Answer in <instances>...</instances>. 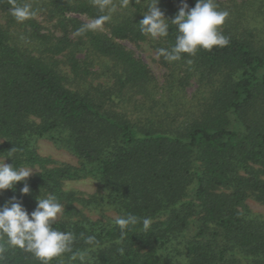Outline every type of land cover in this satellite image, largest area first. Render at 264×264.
Here are the masks:
<instances>
[{"label":"trees","instance_id":"16d2710c","mask_svg":"<svg viewBox=\"0 0 264 264\" xmlns=\"http://www.w3.org/2000/svg\"><path fill=\"white\" fill-rule=\"evenodd\" d=\"M25 2L36 15L19 23L10 8ZM182 2L158 7L170 22ZM150 3L0 0V155L15 147L5 162L37 170L28 195L19 183L0 206L15 195L31 213L49 194L64 205L53 227L74 239L50 264H264V216L247 205L264 206V0H215L228 43L159 57L162 82L123 44L174 45L171 23L164 38L139 30ZM79 16L107 19L88 29ZM40 140L78 166L42 156ZM86 179L93 195L66 188ZM128 214L141 222L122 233ZM0 264L40 261L0 235Z\"/></svg>","mask_w":264,"mask_h":264},{"label":"clouds","instance_id":"9594fccd","mask_svg":"<svg viewBox=\"0 0 264 264\" xmlns=\"http://www.w3.org/2000/svg\"><path fill=\"white\" fill-rule=\"evenodd\" d=\"M124 2L127 4L129 0ZM158 4L159 0H151L143 14V19L138 23L141 33L153 39L167 37L169 23L176 26L177 35L174 45L170 49H157V58L164 57L168 62L179 61L185 55H195L198 50H212L214 47H222L228 43V39L221 34L220 28L229 13L218 10L215 0H196L193 8H189L184 0L170 22L165 19ZM10 13L19 23L36 15L28 2L21 5L14 3ZM106 19L107 17L104 16L99 17L86 27L99 28ZM83 31V28L78 29L75 34L79 35ZM16 151L17 149L13 147L5 152L7 155H0V193L5 190L15 191L16 185L22 183L20 196H25L30 193L27 181L36 170L29 166L17 167L15 164L6 163V159L9 158L14 161ZM64 210V205L56 196L49 194L44 198L37 197L36 207L29 213L17 196L13 195L3 206H0V235L6 238L9 246L34 255L40 264H50L54 258L70 250L74 239L72 233L53 227ZM139 222H141L140 218L132 214L115 219V224L122 233ZM142 224L147 230L151 219L143 218ZM86 243L94 245L95 237H88Z\"/></svg>","mask_w":264,"mask_h":264},{"label":"rangeland","instance_id":"374dc122","mask_svg":"<svg viewBox=\"0 0 264 264\" xmlns=\"http://www.w3.org/2000/svg\"><path fill=\"white\" fill-rule=\"evenodd\" d=\"M217 1H226V0H217ZM79 18L86 22L87 24H91L93 20L88 19L85 16H79ZM125 46L133 51V53L139 57L141 60L144 61L145 64L148 65L152 73L155 75V77L158 79L159 82H162V77L164 70L158 66L157 61V53L153 51L152 49L148 48L146 45H141L140 47L133 46L130 43H123ZM192 88H189V91H191ZM38 152L44 156L49 157L52 160H55L59 163H65L69 164L71 166H78V160L69 154L68 152L55 148L49 141L46 140H40L37 143ZM36 170V169H35ZM37 171V170H36ZM34 171V173L36 172ZM97 183L90 180H81L76 182H68L66 183V188L69 190H75L84 196L93 195L97 191ZM247 205L249 208L255 212L262 214L264 216V206L249 200L247 201ZM106 216L114 217V215L111 212H104ZM93 218H97V215H92Z\"/></svg>","mask_w":264,"mask_h":264}]
</instances>
